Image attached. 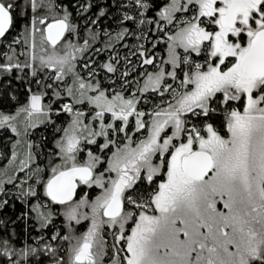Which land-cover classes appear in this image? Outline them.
Masks as SVG:
<instances>
[{
  "label": "snow or ice",
  "instance_id": "obj_1",
  "mask_svg": "<svg viewBox=\"0 0 264 264\" xmlns=\"http://www.w3.org/2000/svg\"><path fill=\"white\" fill-rule=\"evenodd\" d=\"M0 160V264H264V0H0Z\"/></svg>",
  "mask_w": 264,
  "mask_h": 264
},
{
  "label": "flooded vegetation",
  "instance_id": "obj_2",
  "mask_svg": "<svg viewBox=\"0 0 264 264\" xmlns=\"http://www.w3.org/2000/svg\"><path fill=\"white\" fill-rule=\"evenodd\" d=\"M118 50H120L121 53L123 54L122 48H120ZM58 221H60V222H58ZM57 222H58V224H60L61 220L58 219ZM104 235H105V238H106V241H107V245L111 247V245H112V237H111V235L108 232H105ZM110 250H111V248H110ZM110 258H111V255H108V257H106L105 261L107 262Z\"/></svg>",
  "mask_w": 264,
  "mask_h": 264
},
{
  "label": "rangeland",
  "instance_id": "obj_3",
  "mask_svg": "<svg viewBox=\"0 0 264 264\" xmlns=\"http://www.w3.org/2000/svg\"><path fill=\"white\" fill-rule=\"evenodd\" d=\"M7 163L6 160H0V169H3L4 165ZM219 207H223L222 203L218 205ZM81 231H83V229H81ZM110 246H108V255L112 254V249L110 250ZM105 264H108V261H105Z\"/></svg>",
  "mask_w": 264,
  "mask_h": 264
},
{
  "label": "trees",
  "instance_id": "obj_4",
  "mask_svg": "<svg viewBox=\"0 0 264 264\" xmlns=\"http://www.w3.org/2000/svg\"><path fill=\"white\" fill-rule=\"evenodd\" d=\"M64 3H68V0H63ZM129 40H131V38H129ZM21 100H23V96H21ZM60 222V221H58ZM58 222L56 221V223L58 224Z\"/></svg>",
  "mask_w": 264,
  "mask_h": 264
}]
</instances>
